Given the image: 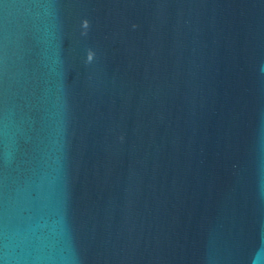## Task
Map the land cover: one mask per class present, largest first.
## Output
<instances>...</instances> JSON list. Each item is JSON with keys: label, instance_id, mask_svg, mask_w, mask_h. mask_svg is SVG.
<instances>
[{"label": "water", "instance_id": "95a60500", "mask_svg": "<svg viewBox=\"0 0 264 264\" xmlns=\"http://www.w3.org/2000/svg\"><path fill=\"white\" fill-rule=\"evenodd\" d=\"M0 264H264V0H0Z\"/></svg>", "mask_w": 264, "mask_h": 264}]
</instances>
